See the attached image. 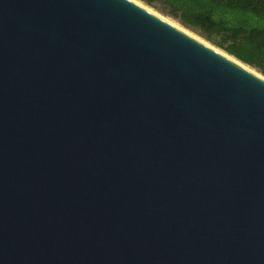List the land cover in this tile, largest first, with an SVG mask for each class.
<instances>
[{
    "label": "water",
    "instance_id": "95a60500",
    "mask_svg": "<svg viewBox=\"0 0 264 264\" xmlns=\"http://www.w3.org/2000/svg\"><path fill=\"white\" fill-rule=\"evenodd\" d=\"M253 69L133 0H0V264H264Z\"/></svg>",
    "mask_w": 264,
    "mask_h": 264
},
{
    "label": "trees",
    "instance_id": "16d2710c",
    "mask_svg": "<svg viewBox=\"0 0 264 264\" xmlns=\"http://www.w3.org/2000/svg\"><path fill=\"white\" fill-rule=\"evenodd\" d=\"M141 1L264 74V0Z\"/></svg>",
    "mask_w": 264,
    "mask_h": 264
},
{
    "label": "bare ground",
    "instance_id": "6f19581e",
    "mask_svg": "<svg viewBox=\"0 0 264 264\" xmlns=\"http://www.w3.org/2000/svg\"><path fill=\"white\" fill-rule=\"evenodd\" d=\"M137 3H139L140 5L144 6L145 8H147L148 10L154 12L155 14L161 16L163 19L169 21L170 23H172L173 25L177 26L178 28L182 29L183 31L187 32L188 34L196 37L197 39L201 40L202 42L206 43L207 45L209 46H212L213 48H215L216 50H218L219 52L223 53L224 55H226L227 57H229L230 59L236 61L237 63L241 64V65H244L245 67H248V69L252 70L253 72H256L253 68H251L250 66L242 63L241 61H239L237 58H235L234 56L228 54L227 52L223 51V50H220L219 48H216L215 46H213L212 44H210L209 42L205 41V39L203 40L202 38L199 37V35L197 36L196 33H193L191 32L190 30L188 29H185V27H183L182 25L180 26V24L176 23L175 21H172L171 18L167 17V16H164L162 14H160L159 12H157L156 10H154L152 7L144 4V2H141L140 0H133Z\"/></svg>",
    "mask_w": 264,
    "mask_h": 264
},
{
    "label": "rangeland",
    "instance_id": "374dc122",
    "mask_svg": "<svg viewBox=\"0 0 264 264\" xmlns=\"http://www.w3.org/2000/svg\"><path fill=\"white\" fill-rule=\"evenodd\" d=\"M174 21V20H173ZM176 22V21H175ZM177 23V22H176Z\"/></svg>",
    "mask_w": 264,
    "mask_h": 264
}]
</instances>
